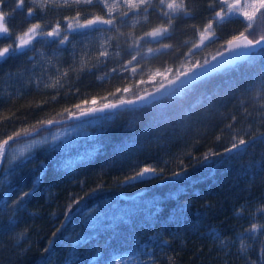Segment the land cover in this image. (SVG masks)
<instances>
[{"label": "trees", "instance_id": "16d2710c", "mask_svg": "<svg viewBox=\"0 0 264 264\" xmlns=\"http://www.w3.org/2000/svg\"><path fill=\"white\" fill-rule=\"evenodd\" d=\"M184 1L178 15H164L149 3L146 13L123 19L124 10L114 14L116 24L109 28L71 29L67 39L45 37L25 54L10 52L0 61V141L65 118L92 100H120L121 91L136 82L118 69L111 73L117 65L133 60L151 68L178 67L215 9L214 0ZM40 3L24 0L21 9L17 0L0 4L10 34L0 37V48L15 47L14 37L34 24L44 31L70 21L111 18L101 1ZM158 26L166 35L156 43L146 41V48L139 45L140 36ZM245 28L240 18L223 21L210 53L203 49L200 56L207 60ZM245 35L257 39L261 32L249 29ZM160 45L169 48L145 56L147 48ZM152 88H136L126 98ZM88 120L95 122L86 131L36 149L9 170L2 159L0 264H115L116 259L126 264L127 256L136 264L257 259L264 229L244 230L264 225L258 211L264 208V48L150 104L68 124ZM234 138L248 143L224 152ZM147 167L159 175L128 182L126 177ZM25 192L28 196L18 201ZM21 232L25 235L18 240ZM241 234L251 245L247 255L239 253Z\"/></svg>", "mask_w": 264, "mask_h": 264}, {"label": "rangeland", "instance_id": "374dc122", "mask_svg": "<svg viewBox=\"0 0 264 264\" xmlns=\"http://www.w3.org/2000/svg\"><path fill=\"white\" fill-rule=\"evenodd\" d=\"M9 0H7L8 2ZM31 1V0H29ZM70 1L75 2V0H67V2L70 3ZM82 2H84V0H81ZM93 1H101L103 3V6L106 7V9L108 10L109 16H111V18H105L107 20H111V24H116V21L112 19L114 14H121V11H123L122 15H119L120 19H123L125 17H128L133 14H138V12H142L146 13V11L148 10L147 5L149 3H155L157 4L158 9L161 11L162 14L167 15L170 14L171 16L173 15H178L181 11H183L185 9V1L184 0H163V3H161V0H143V2H141V0H92ZM37 2H43V0H37ZM49 2L51 3H60V4H65L64 0H49ZM138 5V7H130L129 3ZM170 3H174V4H183V10H177V11H172L171 9H169L168 5ZM211 3V2H210ZM229 3H243V0H229ZM212 4H215V9L212 11V19L210 21L211 23V27L210 29H204L203 31L199 30V36L200 39H198V41L195 43V45L192 47V49L188 50L184 55H181L180 58L178 59L180 62V65L178 67H171L168 66L166 68H161V67H156V68H151L149 63H146V61H140V62H134L133 60H130L128 62H126L123 67H119L118 65L117 67H113L111 69V73L114 72L115 70H117V72L122 73L124 75H127L131 81L135 80V84L134 85H130L127 86L125 89H127L125 91V89H123L120 93L121 99L126 98L127 96L131 95L133 90L136 88H144V87H156L159 84H161L163 81H165L166 79L170 78L171 76H173L174 74H178L181 73L185 70H188L189 68L201 64L203 63L205 60H203L204 58H202L200 55L204 54L205 50L209 51L212 46H214V42L216 41V38L218 37V29L217 26L219 24H221L223 21L229 20V19H237L240 18L244 23L247 24V22L245 21L243 15L240 14V12L237 13H233V14H229L227 16H224L223 19H217L216 18V13L217 12H227L228 9L226 7H223L222 4L220 3V0H214V2H212ZM8 5V4H6ZM123 7V8H122ZM68 24H61L57 31H58V35H53L54 40H60L63 39L65 36V34L71 33L72 30L68 28ZM209 25V24H208ZM162 26H158L157 29L162 30V35L160 36H156V37H152V36H148L146 34L140 36V42L139 45L141 44H145L146 41H150L153 43H156L158 41H160L165 35L166 32L165 30H163L161 28ZM101 28V27H100ZM53 28H49L48 30H44L41 31L43 33H45V35H38L35 36L37 41L33 42H43L44 38H47L46 33L51 32ZM157 29H153L157 30ZM40 31V30H39ZM149 31L148 33L152 32ZM74 32V31H73ZM72 32V33H73ZM23 35V34H22ZM19 35V36H22ZM19 36H15L14 37V42L15 44H17L19 42V40L17 39V37ZM3 37V36H2ZM203 37H207V39H203ZM52 38V39H53ZM251 39V38H250ZM142 40V41H141ZM146 42V43H148ZM31 45V50H33V45L32 43H30ZM167 46V47H165ZM147 45H144V48H146ZM4 48V47H3ZM168 45H160L156 48L154 47H150L147 48L146 50V57H150L153 54L159 53L160 51H166L168 49ZM207 48V49H206ZM2 49V48H0ZM149 49H151V51H149ZM210 53V51H209ZM201 60V63H198V61ZM203 60V61H202ZM198 63V64H196ZM107 73L106 75H103L102 77H100V79H103L105 77H107ZM137 79V80H136ZM62 90V89H61ZM21 91V90H19ZM18 92V91H16ZM145 92V91H144ZM118 93L115 92L114 95H116ZM142 93V92H141ZM140 94V93H139ZM113 94L110 96H114ZM109 97V98H110ZM120 99V100H121ZM108 100V98L103 99L101 102ZM108 102H110L108 100ZM108 102H104V103H108ZM98 105V101L97 100H92L90 103H88L87 105H83L82 107H84L83 110L88 109L90 107H94ZM102 105V104H100ZM77 108V107H76ZM64 111H60V114L58 115H63ZM97 116H94L93 118H96ZM94 120H88L87 122L84 123H78V124H66V125H60V126H54L53 128L47 129L45 132L40 133V134H36L32 137H27L23 140L18 141L17 143H15L14 145L8 146V150H7V155H6V160H5V166H6V170H9L8 168H12L15 165H17L22 159H24L26 156L31 155L36 149L39 148H51L52 146L57 145L60 142H64L67 140H70L74 137H76L77 135L81 134L84 130L86 131V127H88L89 125L94 124ZM23 149V153H21V150ZM16 157L15 160H13L12 158ZM5 180V179H3Z\"/></svg>", "mask_w": 264, "mask_h": 264}, {"label": "snow or ice", "instance_id": "6c2138e0", "mask_svg": "<svg viewBox=\"0 0 264 264\" xmlns=\"http://www.w3.org/2000/svg\"><path fill=\"white\" fill-rule=\"evenodd\" d=\"M4 0H0V4H3ZM34 4L37 3V0H32ZM49 0H43L42 3L39 4L40 7H44L45 4H47ZM65 3H67V0H64ZM76 3H80L81 0H75ZM85 3H91L92 0H84ZM143 2V0H141ZM161 3H163V0H161ZM220 3L222 4L223 7H226L228 9L227 12H217L216 13V18L217 19H223L224 16H227L229 14L237 13L240 12L241 15H243L245 21L247 22L246 28L244 32L240 33L239 37H234L232 41H229V46L231 48H252L256 45L261 44L264 42V0H243V3H229V0H220ZM24 4V0H17L16 7L17 8H22ZM130 7H138V5L132 4L131 2L129 3ZM107 7V5H106ZM169 9L172 11H177V10H183V4H174L170 3L168 5ZM33 9L29 8L28 13L31 14ZM6 14L0 12V36H4L7 38L9 34V30L6 26H4V17ZM75 19V18H74ZM112 21L111 20H101L99 17L92 19V20H87L85 23L81 24L78 21L76 23H72L71 21L68 24L69 29H81V28H91L93 25L97 23H106L110 24ZM39 24H34L32 25L31 28H29L26 32L23 33L22 36L17 37L19 40V43L15 44V47L12 44H9L8 46L0 49V58L5 57L6 54H9L10 52L14 53L17 49L23 48L26 45H28L33 37L38 36V35H45V33L39 31L40 29ZM211 23L206 26V30L210 29ZM259 28L261 35L259 36V39H248V37L245 35L246 32L249 31V29H255ZM166 31V30H165ZM46 35L52 36V35H58L57 29H53L51 32L46 33ZM146 35L156 37L162 35V30L157 29L154 30L150 33H147ZM67 39V37H65ZM203 39H207V37H203ZM64 41H61L63 43ZM167 47V46H165ZM151 51V49H149ZM135 59V57H133ZM207 63V61H205ZM172 83V81H170ZM127 89H125L126 91ZM259 95V93H258ZM137 99H143V97H137ZM120 103H133V101H121ZM117 105L115 104H107L103 105L102 108L98 109H90L89 111H102L103 108H115ZM84 114V113H81ZM235 119V117H233ZM46 123H52V121H46ZM35 131V126L32 128H24L21 129L20 131L14 132L11 136H8L7 139L0 141V159L6 158L7 155V150H8V144L9 141H12L15 137H19L21 135H27L29 132ZM219 139V137H217ZM251 139V138H249ZM231 144L230 148H225L224 152H231L233 149L239 148L241 145H246L248 141H246L243 138L240 139H235ZM21 153H23V149L21 150ZM213 155H219V153H213ZM208 158V153H205L204 159ZM13 160L16 159V157L12 158ZM162 171V170H161ZM149 172H156V169L147 167L141 170V172L136 173L135 176H140L145 173ZM175 175V174H174ZM135 176L132 177H126V179H134ZM28 196V193H21V196L17 198V200H21L22 197ZM13 203H16L14 201ZM75 203V201H73ZM71 207V205L69 206ZM258 211L264 213V208L258 209ZM67 215V213H65ZM10 224L9 226H12L13 222V217H9ZM264 229V225H258V224H252L249 229H245V232H250L252 234H255L257 230ZM26 232V230H25ZM25 233L21 232L17 234V239H22L24 237ZM55 236L56 233H53ZM216 239H219V236H215ZM221 244H224V241H220ZM165 244L167 243L166 241L164 242ZM240 247H239V253L247 255L248 251L251 249V245L245 244V238L243 234H241V238L239 241ZM261 244L264 245V241H261ZM124 261L126 264H136V259H133L132 256H127L124 258ZM115 264H122L121 259H116ZM140 264H144V262H140ZM152 264H155L154 261H152ZM244 264H264V247L260 249V255L257 257V259L253 260L251 258H248L245 260Z\"/></svg>", "mask_w": 264, "mask_h": 264}, {"label": "water", "instance_id": "95a60500", "mask_svg": "<svg viewBox=\"0 0 264 264\" xmlns=\"http://www.w3.org/2000/svg\"><path fill=\"white\" fill-rule=\"evenodd\" d=\"M101 20H103V19H101ZM110 26H111V24L97 23V24L93 25L92 27L109 28ZM239 36H237V37H239ZM0 37H2V36H0ZM248 39H250V38L248 37ZM257 39H259V38H257ZM232 40H233V38L230 39L229 41H232ZM228 42L225 44L223 49H221L220 51L209 56L208 59L205 60V61H207V63H205V61H204L201 64H198V65H195V66L189 68L188 70H185L181 73L173 75L172 77L163 81L158 86L153 87L152 89H149L145 92H142V93H140L134 97L124 98L121 100L111 101V102L103 104V105L115 104V105H117L115 108H103L102 111H94L93 112V111H89V110L102 108L103 105H97L94 107H90L88 109L81 110V111H78L76 113H72L65 118L51 120L52 123H45L42 126H40L39 128L35 129V131H31L27 135H21L19 137L34 136V135L38 134V132L42 128L43 129H50L54 126H60V125H64V124H67L70 122L81 121V120H84L86 118H90V117H94V116H98V115H103L105 113H109V112H112L115 110H119V109H123V108H130V107H138V106L150 104L154 101H157V100L165 97L166 95L169 94V92H173L176 89L180 88L181 86H184V85L193 83L197 80L203 79L206 76L212 74L213 72H215V71H217L223 67H226L228 65H233L236 62L247 57L251 52L257 51L259 48L264 47V42H262L261 44L256 45L252 48H243V47L231 48L229 46ZM27 46L28 45H26L25 47H27ZM25 47L17 49V50L21 51ZM7 55L8 54H6L5 57ZM5 57H3V58H5ZM30 57L32 58V56H30ZM3 58H0V61ZM170 81H172V83H170ZM137 97H143V99H137ZM121 101H133V103H123L122 104V103H120ZM81 113H84V114H81ZM19 137H17V138H19ZM17 138H14L12 141L16 140ZM12 141H9V143ZM1 161H2V159H0V166H1ZM158 175H159L158 172H149V173H145V174L140 175V176H135L134 179H130L128 182L133 183V182L145 181V180H149V179H152L154 177H157ZM120 196L122 198H126L125 195H120Z\"/></svg>", "mask_w": 264, "mask_h": 264}, {"label": "flooded vegetation", "instance_id": "af4514ba", "mask_svg": "<svg viewBox=\"0 0 264 264\" xmlns=\"http://www.w3.org/2000/svg\"><path fill=\"white\" fill-rule=\"evenodd\" d=\"M19 9H21V8H19ZM4 25L6 26V16L4 17ZM40 25V24H39ZM32 27V25L29 27V28H31ZM58 27H56V28H54V29H57ZM40 31H42V29H41V27H40V29H39ZM47 38H49V39H52L53 38V35L52 36H49V35H47ZM54 39V38H53ZM36 40V37H33V39H32V41L30 42V43H32L33 41H35ZM30 43L28 44V46L30 45ZM28 46L26 47V48H28ZM25 48V49H26ZM25 49H23V50H21V51H19V50H17L18 52H20L21 54H25L26 53V51L27 50H25ZM29 59H32L30 56H29Z\"/></svg>", "mask_w": 264, "mask_h": 264}, {"label": "bare ground", "instance_id": "6f19581e", "mask_svg": "<svg viewBox=\"0 0 264 264\" xmlns=\"http://www.w3.org/2000/svg\"><path fill=\"white\" fill-rule=\"evenodd\" d=\"M264 47H261V48H259L257 51H259V50H261V49H263ZM257 51H253V52H251L247 57H245L244 59H246V58H248L251 54H253V53H255V52H257ZM244 59H242V60H244ZM242 60H240V61H242ZM239 62V61H238ZM237 63V62H236ZM229 66V65H228ZM224 68V67H223ZM223 68H221V69H223ZM221 69H219V70H221ZM219 70H217V71H219ZM217 71H215V72H217ZM215 72H213V73H215ZM212 73V74H213ZM209 76V75H208ZM172 77V76H171ZM207 77V76H206ZM200 80H202V79H200ZM200 80H197V81H195V82H198V81H200ZM188 85V84H187ZM184 86H186V85H184ZM181 87H183V86H181ZM169 93H172V92H169ZM111 102V101H110ZM103 104H105V103H102V105ZM98 105H100V104H98ZM83 110V109H82ZM79 111H81V110H79ZM112 112H114V111H112ZM109 113H111V112H109ZM99 116V115H98ZM91 118V117H90ZM78 122V121H77ZM71 123V122H70ZM68 124V123H67ZM32 137V136H31ZM25 138H27V137H25ZM29 156V155H28ZM27 157V156H26Z\"/></svg>", "mask_w": 264, "mask_h": 264}]
</instances>
